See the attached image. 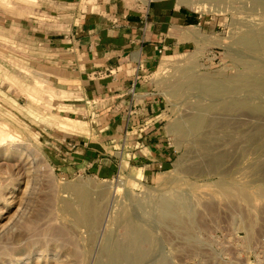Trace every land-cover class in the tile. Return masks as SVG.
Returning <instances> with one entry per match:
<instances>
[{
    "label": "rangeland",
    "instance_id": "374dc122",
    "mask_svg": "<svg viewBox=\"0 0 264 264\" xmlns=\"http://www.w3.org/2000/svg\"><path fill=\"white\" fill-rule=\"evenodd\" d=\"M186 1L200 21L152 75L173 164L154 176L122 165L105 177L61 153L67 135L88 136L87 124L67 107L64 85L47 73L44 44L34 41L42 28L33 21L44 17L39 0H0V264H118L117 256L126 264H264V111L221 105L199 132L188 121L199 103L240 96L258 107L264 95L235 93L233 84L223 96L179 87L185 70L229 82L264 68L263 51L234 42L262 28L253 22L264 23V9L253 0ZM246 17L252 22L242 26ZM256 126L262 132L243 140ZM84 187L102 209L92 227L67 211Z\"/></svg>",
    "mask_w": 264,
    "mask_h": 264
},
{
    "label": "crops",
    "instance_id": "0c3cea01",
    "mask_svg": "<svg viewBox=\"0 0 264 264\" xmlns=\"http://www.w3.org/2000/svg\"><path fill=\"white\" fill-rule=\"evenodd\" d=\"M47 73L87 135H67L64 159L105 177L121 166L154 176L173 164L153 71L199 17L175 0H39ZM36 30V29H35ZM79 133V132H78ZM93 135L99 136L95 140ZM146 176V174H145Z\"/></svg>",
    "mask_w": 264,
    "mask_h": 264
},
{
    "label": "bare ground",
    "instance_id": "6f19581e",
    "mask_svg": "<svg viewBox=\"0 0 264 264\" xmlns=\"http://www.w3.org/2000/svg\"><path fill=\"white\" fill-rule=\"evenodd\" d=\"M216 1V0H215ZM241 1V0H240ZM252 1V0H250ZM248 0V2H250ZM243 2V1H242ZM241 2V3H242ZM254 4L257 6H259V8H262L264 9V0H253ZM179 4H185L187 5V1L186 0H179ZM251 6H253V4H251ZM250 6V7H251ZM261 6V7H260ZM247 7V6H246ZM255 7V6H254ZM255 7V9H256ZM249 8V7H248ZM246 8V10H249L252 12V8ZM245 10V8H244ZM254 10V9H253ZM256 11V10H255ZM253 11V13L255 12ZM247 12V11H246ZM264 13V12H263ZM263 13H262V16L260 15V17L263 19ZM241 14V13H240ZM240 17V16H239ZM249 17V16H248ZM252 17V16H251ZM256 17V16H255ZM259 17V19H260ZM236 18V17H235ZM242 18V17H241ZM241 18H240V21H241ZM245 19V21L243 22L244 25L242 26H246L247 23H249L250 21L252 22V20L249 18H243V20ZM253 19V18H252ZM257 19V18H256ZM260 21V22H259ZM259 21L256 20V22L254 21L253 23L255 24H259V23H262L263 25L261 26L262 28H259V25L258 28L260 29H256L253 25V28L250 29L251 27H249L248 29L250 30H247V32H244L242 33L243 35H241V37L236 41H234L235 43L237 44H240L241 46L243 45V47L245 46V48H248L250 50H253V51H263L264 52V23L261 22L262 20L260 19ZM264 21V20H263ZM242 22V21H241ZM238 23V21L236 22ZM239 24V23H238ZM241 24V23H240ZM239 24V25H240ZM246 24V25H245ZM236 26V24H235ZM241 26V27H242ZM249 26H252L251 24H249ZM246 28V27H245ZM237 31V30H236ZM241 31V30H240ZM244 31V30H243ZM238 32V31H237ZM236 32V33H237ZM239 33V32H238ZM237 35V34H235ZM239 36V34H238ZM236 40V39H235ZM244 56V55H243ZM261 57V56H260ZM263 57V56H262ZM240 60V59H239ZM246 60V59H245ZM243 60L245 64L246 61ZM248 61V60H247ZM251 61V60H250ZM252 62V61H251ZM240 64L242 63V61L240 60L239 62ZM241 64V65H244V64ZM250 63V62H249ZM254 64V62L252 63ZM251 64H248L245 65L247 67H250ZM255 65V64H254ZM259 66V65H258ZM258 66H254V69H253V73L250 72L251 74L248 73V71L246 72V75L247 73L249 75L247 76H244V77H241L240 73H239V77L241 78H237L235 80H225V81H221V82H213L211 81L210 79L208 80H205V79H196L195 75L192 73H190L191 71H186L185 70V73L183 75V80H182V84L179 85V87H181V90H182V87L184 88H198V91L199 89L202 91V93L204 92L205 95H211V96H223L224 94L227 93V90L229 88V86H231V84L235 85L236 86V90H235V93L237 92H240L241 90L243 91V89L245 88V90L247 91L248 88L249 89H252V91H254V93L256 92L257 94L260 93L262 95H264V68H259ZM185 68V67H184ZM244 68V67H243ZM246 68V67H245ZM251 69L253 68L250 67ZM256 68V69H255ZM187 69V68H186ZM189 69V68H188ZM246 70H244L243 72H245ZM251 71V70H250ZM184 72V71H183ZM182 72V73H183ZM241 72V71H240ZM238 77V76H237ZM226 78V77H225ZM227 79V78H226ZM180 80V79H179ZM215 80V79H214ZM222 80V79H221ZM179 84V82H178ZM178 88V87H177ZM187 89V90H188ZM177 90V89H176ZM179 90V89H178ZM183 91V90H182ZM191 94V93H190ZM239 95V94H238ZM205 97V96H204ZM210 97V96H209ZM219 101V100H217ZM264 101V100H263ZM213 102V101H212ZM221 102V101H220ZM207 103V102H206ZM222 105V106H221ZM196 106V105H195ZM223 107L224 109L226 110H232V109H235V108H242V109H247V110H250L254 113H263L264 111V106H258V107H255L253 104H251L250 100H248L247 98H244V97H240V96H235L234 98L232 99H224L221 103H216V102H213L208 105V106H200V103H199V110L197 111V113H195L193 116H191L189 118V122H190V125H191V129L193 131H198L199 130H202L204 128V126L206 125V122L208 120V114L209 113H212V112H215L217 109H221V107ZM257 106V105H256ZM189 108V107H188ZM197 110V109H196ZM232 112V111H230ZM222 113V112H221ZM190 114V113H189ZM217 114V113H216ZM187 115V114H186ZM211 115V114H210ZM218 115V114H217ZM220 115V113H219ZM213 116V115H212ZM223 116V115H222ZM234 116V115H233ZM216 117V116H215ZM215 117L213 118V120L215 119ZM219 117V116H218ZM187 122V121H186ZM212 122L211 121V126H212ZM214 123V122H213ZM223 123V122H222ZM221 123V124H222ZM209 124V123H208ZM220 124V125H221ZM226 124V123H225ZM6 125V124H5ZM177 125H179L177 123ZM181 125V124H180ZM210 126V124H209ZM219 126V125H218ZM222 126V125H221ZM216 128V127H215ZM190 129V130H191ZM178 130V129H177ZM189 130V129H187ZM191 130V131H192ZM186 131V130H185ZM188 132V131H187ZM201 132V131H200ZM223 132V130L221 131ZM262 132V128L260 126H256L254 127V131L252 133H249V134H244L242 136V138H244L243 140L245 141H250L252 140V138L254 137L255 134H258ZM184 133V132H183ZM194 133V132H193ZM11 134V133H10ZM9 134V135H10ZM241 134V133H240ZM2 135H0V144H2L1 142V139H2ZM4 136V135H3ZM237 136V135H236ZM6 137V135H5ZM9 137V136H8ZM11 137V135H10ZM4 138V137H3ZM216 138V137H215ZM7 141V138L6 140ZM207 146V145H206ZM212 146V145H211ZM209 152V151H208ZM213 153V152H212ZM216 155V154H215ZM212 163L213 165H217L219 162H220V158L218 156H215L212 160ZM74 186V185H73ZM72 187V186H71ZM70 187V188H71ZM81 187V186H80ZM73 188V187H72ZM78 188V186H76L75 188L73 189H76ZM83 189V188H82ZM85 189V187H84ZM79 190V189H78ZM87 189H85V191L81 190V192H79L78 194H76V196L74 194V200L73 202L75 204H71V203H68L67 204V211H69L70 213L74 214V216L76 217L77 219V222L79 223V226L80 225H84V226H87V227H92L93 225H95L96 223V220L97 218L99 217V213L101 212V208L100 207H97V204L94 205V203L92 202L91 198L89 197V193L87 194ZM89 192V190H88ZM66 193V192H65ZM91 196V195H90ZM72 202V201H71ZM176 217V216H175ZM77 223V224H78ZM119 254V253H118ZM112 255V254H111ZM108 257H115V254H113V256H108ZM109 258V259H110ZM115 259H117V263L118 264H126V261H123L119 256H117ZM113 260V259H112ZM128 263V262H127ZM103 264H109L108 261L106 262H103ZM112 264V263H111Z\"/></svg>",
    "mask_w": 264,
    "mask_h": 264
}]
</instances>
